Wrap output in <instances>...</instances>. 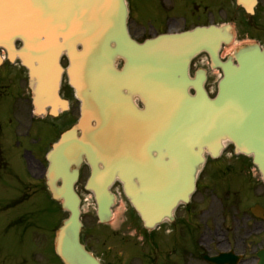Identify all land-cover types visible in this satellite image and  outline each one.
<instances>
[{"label":"water","instance_id":"1","mask_svg":"<svg viewBox=\"0 0 264 264\" xmlns=\"http://www.w3.org/2000/svg\"><path fill=\"white\" fill-rule=\"evenodd\" d=\"M236 1L255 13L257 0ZM128 15L127 0H0V48L29 69L36 100L49 101L53 114L62 107L66 52L70 83L83 101L80 122L62 133L47 156L49 188L69 212L55 238L65 264H102L81 241L75 182L83 156L97 174L92 189L101 221L111 218L114 195L108 188L118 178L148 228L174 219L177 206L196 189L206 154L219 156L227 142L252 155L264 176V49L247 42L222 60V45L235 37L229 23L140 44L129 33ZM17 38L24 42L18 50ZM202 51L223 73L214 97L205 87L207 71L195 77L189 72ZM228 257L212 259L222 264ZM261 260L264 264V250Z\"/></svg>","mask_w":264,"mask_h":264},{"label":"flooded vegetation","instance_id":"2","mask_svg":"<svg viewBox=\"0 0 264 264\" xmlns=\"http://www.w3.org/2000/svg\"><path fill=\"white\" fill-rule=\"evenodd\" d=\"M128 4L129 31L139 43L160 34L181 32L197 25L213 22L212 0H185L183 9L177 8L181 0H128ZM250 26L249 32L254 31L260 43H264V40L257 35L264 34V0H259L255 20ZM22 43L18 40L17 46ZM3 54L5 62L0 68V106L7 99L4 104L12 110V118L30 120L34 128L33 141L35 145L38 144L36 151L45 156L52 149L53 143L60 138L62 130L57 136L54 132L61 125L69 128L81 119L83 101L77 96L65 72L59 92L61 97L68 101V109H61L58 115L37 113L35 111L37 104L29 85L27 70L22 68L19 61L11 63L6 50ZM206 57V53H201L192 60L190 65L192 75L201 64L205 63ZM62 58L63 61H67L66 52L63 53ZM117 65L121 68L123 60L118 59ZM133 100L139 107H143L138 96H134ZM41 106L47 110L50 109L46 103ZM93 123L95 124V121ZM38 125L44 128L40 129ZM77 134L79 138L85 135L82 130H79ZM226 154L227 159L224 163H218L220 158L210 160L213 164L208 167L206 174L200 175L197 192L191 202L177 209L174 224L165 222L153 230L146 229L137 214L134 215L133 208L131 209L123 192L122 181L115 179L110 185L111 190L116 194L114 207L125 204L124 213L127 218L116 230L109 224L99 226L104 229L105 236L113 233L111 230L123 236L120 242L121 249H117L119 244L115 243L108 247L109 256L112 258V254H115L116 258L119 256L121 260H129V264H134L137 260L143 261L144 264H198V261H201V264H210L204 256L212 254L213 238L203 235V240L199 242L198 237L202 236L199 232L203 228L213 231L212 227L215 226V229L226 231L227 234L235 237L232 243L236 249L234 251L242 255L244 263L256 264L257 253L264 248V181L250 157L235 153L233 143L227 142L221 158L224 159ZM44 169V167L37 168L38 171L35 174H43ZM217 175H220L222 177L220 181L228 186H218L219 181L215 184L214 176ZM89 180L92 186L97 187V174H94L86 156H83L80 176L76 184L77 191L82 203L89 199L88 196L90 197L95 211L92 223H89L88 213L85 217L83 215L82 240L97 255V198L95 192L88 189ZM209 188L211 190L208 192ZM213 192L216 194V202L211 203L210 194ZM27 216V214L16 216L8 227L6 223L3 225L0 264H7V259H11L12 264H59L53 261L52 248L46 242V245L40 251L38 250L35 235L33 232L30 234L31 225L27 223L30 221ZM20 223L24 224V232H21L22 229H17L21 226ZM12 227L14 234L9 237L7 232ZM101 237H103L102 234ZM134 239L141 240L142 246H136ZM170 243H172L171 246ZM23 245L26 247L24 251ZM40 245H44L43 242ZM132 255L135 259L131 258Z\"/></svg>","mask_w":264,"mask_h":264},{"label":"rangeland","instance_id":"3","mask_svg":"<svg viewBox=\"0 0 264 264\" xmlns=\"http://www.w3.org/2000/svg\"><path fill=\"white\" fill-rule=\"evenodd\" d=\"M185 0H181L180 6L178 9H183ZM211 8L213 11V19L215 22H224V21H233L236 23L238 28V37L236 38L235 45L239 43V41L243 38H247L248 36H255L253 31L249 32V29L246 28V25L243 18V15L236 8L233 0H212ZM248 34V35H247ZM258 37L264 40V34L258 33ZM218 75H212L210 90L212 94L215 93V81L217 80ZM22 79V77H21ZM7 101V99H5ZM4 101V102H5ZM2 104L0 106V140L5 147L4 156L7 160V163L2 162L4 168H0V263H1V252H2V223L3 221H7L12 219L17 214H27L30 219V227L29 230L32 233L34 228H38L37 232L46 233V239L52 240V236L55 234V231L62 219L67 216V212L63 211L59 204L56 203L53 199H51L47 193L40 191L43 188V181L39 178L32 177L38 170L34 168V166H38V164L42 161L46 164V160L41 158V161L37 160L36 157V148L38 144H34L30 142L33 138L32 133L34 128L31 125L29 119L22 120L17 118H12V110H10L9 106L6 104ZM13 116V115H12ZM12 118V119H11ZM40 126V125H38ZM44 128V126H40V129ZM62 128V125L61 127ZM39 129V132L42 133V130ZM60 129L54 132L55 136L58 135ZM29 134H28V133ZM25 149H28L27 152ZM33 149V150H32ZM227 154L221 159L220 163H224L227 159ZM1 165V166H2ZM37 168V167H36ZM208 170L203 173L206 174ZM31 173V174H30ZM214 183L216 184L219 181L218 186L225 187L228 184L222 183V177L220 175L214 176ZM37 181V182H36ZM212 188V186H211ZM234 189V188H233ZM210 188L207 189L209 192ZM215 192L210 194L211 203L216 202ZM22 198L19 202H15L17 199ZM88 200L84 202V217L85 214H89V223L93 221L94 215V203L88 196ZM198 199L200 197L198 196ZM117 212L119 213V217L117 221L111 225V228L116 230L121 223L127 218L125 210V204L117 207ZM93 213V214H92ZM217 214V213H215ZM24 224H22V228ZM213 231H209L206 228H203L199 233L202 236L198 237L199 242L203 240V237L212 236L214 249L213 252H217L219 250H223L228 247V244L233 247L232 243L235 239L232 235L229 236L227 232L220 231L215 229V226L212 227ZM103 228L97 226V246L98 253L102 255L107 261L108 259H112L109 257L110 252L107 250V246L115 244H119L117 249H121V239L123 240V236L119 233L114 232L109 233L106 236L103 233ZM24 232V230H23ZM12 232L9 231L7 236H12ZM101 234L103 237H101ZM29 233L27 230L26 236L28 237ZM204 235V236H203ZM31 236V235H30ZM36 240L40 241V238L36 235ZM227 241V242H226ZM230 241V242H229ZM134 243L139 246L141 245V241H137L134 239ZM172 243H170V246ZM202 247V245H200ZM25 245L22 246V250H25ZM116 249V251H117ZM233 250H236L233 247ZM132 259H135L134 255L131 256ZM54 260L57 262H61L59 257L54 254ZM125 260L121 263L118 261L109 264H123ZM201 261H198V264H201ZM7 264H12L11 259H7ZM127 264V263H126ZM134 264H144L143 261L137 260ZM241 264H246L242 262Z\"/></svg>","mask_w":264,"mask_h":264},{"label":"bare ground","instance_id":"4","mask_svg":"<svg viewBox=\"0 0 264 264\" xmlns=\"http://www.w3.org/2000/svg\"><path fill=\"white\" fill-rule=\"evenodd\" d=\"M233 49V46H229V47H227L224 51H223V53H222V56H225L226 54H228L231 50Z\"/></svg>","mask_w":264,"mask_h":264}]
</instances>
